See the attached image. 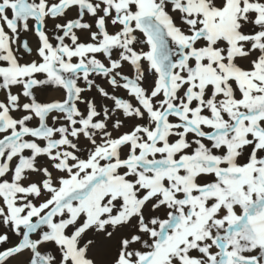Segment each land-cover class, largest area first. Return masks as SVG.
Segmentation results:
<instances>
[{
    "label": "snow or ice",
    "instance_id": "6c2138e0",
    "mask_svg": "<svg viewBox=\"0 0 264 264\" xmlns=\"http://www.w3.org/2000/svg\"><path fill=\"white\" fill-rule=\"evenodd\" d=\"M0 264H264V0H0Z\"/></svg>",
    "mask_w": 264,
    "mask_h": 264
},
{
    "label": "bare ground",
    "instance_id": "6f19581e",
    "mask_svg": "<svg viewBox=\"0 0 264 264\" xmlns=\"http://www.w3.org/2000/svg\"><path fill=\"white\" fill-rule=\"evenodd\" d=\"M48 94H49V95H51L52 93H51V92H49Z\"/></svg>",
    "mask_w": 264,
    "mask_h": 264
}]
</instances>
